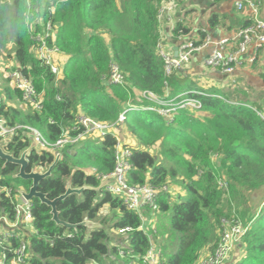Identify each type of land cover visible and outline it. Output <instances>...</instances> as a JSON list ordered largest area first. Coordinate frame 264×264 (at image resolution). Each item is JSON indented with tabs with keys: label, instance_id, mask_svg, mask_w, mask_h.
I'll list each match as a JSON object with an SVG mask.
<instances>
[{
	"label": "trees",
	"instance_id": "1",
	"mask_svg": "<svg viewBox=\"0 0 264 264\" xmlns=\"http://www.w3.org/2000/svg\"><path fill=\"white\" fill-rule=\"evenodd\" d=\"M161 1L0 0V62L15 58L44 97L43 109L36 111L22 101L17 88L1 83L0 117L11 126L35 127L53 143L61 137L62 127L74 123L79 114L115 123L129 101L138 103L137 93L149 90L165 95L166 81L172 96L203 92L192 94L202 102L200 115L180 110L169 124L154 111L130 110L122 124V133L129 132L136 141L135 145L125 142L133 150L128 181L159 189V212L172 216L179 250L165 256L162 249L165 264H199L204 253L214 250L219 241L223 219L233 214L240 216L248 230L235 249L239 259L227 264H264V118L258 114L263 108L256 101L233 98L223 89L193 87L179 71L166 76L157 51ZM39 17L53 22L55 39L49 42L68 57L58 76L36 57L37 44L31 39V31L41 30ZM218 22L214 15L210 25ZM188 32L181 21L173 29L174 35ZM112 63L120 67L125 84L109 83ZM150 104L141 102L143 106ZM31 142L21 131L3 146L20 156ZM116 143V136L108 133L102 139L80 141L73 152L74 145L66 146L53 175L40 183L39 190L54 199L66 192L68 183L98 187V175L115 168ZM152 149H157L158 157ZM214 153L220 154L215 163L211 160ZM55 158L51 150L34 148L28 155L29 169L46 170ZM93 168L96 173L90 174L88 170ZM18 170L17 165L5 164L0 158V188L16 190L17 182L28 190L31 181L13 177ZM219 177L227 181V190L219 187ZM176 186L181 190L178 195L174 194ZM14 208L11 199L0 191V218L13 220ZM104 208L107 213H102ZM32 209L35 232L25 236L29 241L28 264L141 262L156 242L152 229L145 232L141 228L142 216L105 189H86L58 202L61 219L72 224L85 219L100 221L101 229L79 226L69 230L57 225L51 207L38 199L32 201ZM127 227L132 230L123 234L121 243L111 240V230L119 232ZM16 232L24 233L21 229ZM12 242L18 244V239L13 237ZM119 248L127 255L120 257Z\"/></svg>",
	"mask_w": 264,
	"mask_h": 264
},
{
	"label": "built area",
	"instance_id": "2",
	"mask_svg": "<svg viewBox=\"0 0 264 264\" xmlns=\"http://www.w3.org/2000/svg\"><path fill=\"white\" fill-rule=\"evenodd\" d=\"M178 0H162L158 9V19L160 21V40L157 45L158 54L164 62V70L166 76H171L176 71L187 65L192 56L196 53L210 49V54L205 58L204 63L209 68L219 69L222 73L233 75L236 70L242 67L248 59L245 54L251 46L256 50L264 49V19L260 17V0H237L235 5L237 9H244L246 6L250 8L252 17L248 25L240 28L230 37L215 39L209 33H206L201 40L184 39L181 40L179 46L175 48L168 47L165 42L163 31L164 27L169 26L170 34L173 37L182 39L183 33L174 35L173 29L179 22L175 14V8ZM37 23L42 26L41 30H32L31 39L37 44L35 48L36 57L46 64L50 70L57 76L62 69V63L55 58L56 54H60V48L50 43L51 39H55V25L51 21L45 22L39 17ZM177 51V55H176ZM17 62V61H16ZM0 69L4 71L9 79L10 85L17 88L22 95V101L31 106L36 111H41L44 107L43 93L39 92L32 79L25 76L22 67L11 60L0 62ZM110 84H125L124 75L120 67L116 63L110 66ZM166 93L159 96L153 91H142L137 93L136 102H128V108L120 113L115 123L96 120L86 114H79L76 121L68 126L62 127L61 137L56 142L48 141L42 132L32 126L8 124L7 120L0 117V141L2 144L11 141L15 135L24 131L32 142L36 143V148L40 150H51L55 154L61 153V150L68 145H76L80 141L92 138H104L108 133H113L117 138L115 146L116 165L112 172L105 175H98L101 182L108 180L109 183L104 189L124 200L128 208L138 212L143 218L145 209L150 211H159V189L150 184L134 185L128 181V176L133 168L130 161L132 156V148L122 140L120 132L122 124L126 119V115L131 109H142L154 111L165 118L166 122L173 123L180 110L200 111L202 110V102L192 94L202 95L200 91H188L177 96L170 93L169 83L165 82ZM2 99L0 95V100ZM143 100L150 101L149 106L141 105ZM258 114L264 118V112L258 111ZM5 140V141H4ZM220 158L219 153L211 156L213 163ZM39 170V169H37ZM42 171V170H40ZM202 172V170H200ZM92 173H96L93 168ZM218 185L220 188L227 190L228 184L223 177H219ZM6 195L11 199L15 208V218L10 220L7 216L0 218V264H28L29 241L25 238L32 235L33 228V209L32 202L27 201L21 194L17 193L12 187H2ZM164 190H168L164 186ZM14 193V194H13ZM222 230L220 239L214 250L204 253L199 264H227L230 262L235 249L241 243L243 236L248 230V226L244 224L239 215L233 214L231 218H225L222 221ZM145 232L148 231L146 221L143 219L141 226ZM153 228V229H152ZM153 233L156 234L154 226ZM23 230L24 233L16 232ZM34 229V228H33ZM130 227L119 230V233L131 231ZM18 233V234H17ZM18 239V244H13L12 238ZM11 254V257H9ZM127 252L123 248H119V256L124 257ZM140 264H165L163 261V252L152 242V246L147 253L141 258Z\"/></svg>",
	"mask_w": 264,
	"mask_h": 264
},
{
	"label": "crops",
	"instance_id": "3",
	"mask_svg": "<svg viewBox=\"0 0 264 264\" xmlns=\"http://www.w3.org/2000/svg\"><path fill=\"white\" fill-rule=\"evenodd\" d=\"M237 0H178L175 8V14L179 21L186 25L189 29L188 33H183L182 39L173 37L170 34L169 26L164 27L163 35L168 47L175 51L184 39L201 40L206 33H209L215 39H222L232 36L240 28L244 27L250 22L252 13L249 7L244 9H237ZM260 17L264 19V0H260ZM216 15L219 22L215 26L210 25V21L213 16ZM161 35V33H160ZM10 49L11 46L9 47ZM210 49L203 52L196 53L192 56L190 62L182 69L178 70L184 73V77L188 79L193 87L198 85V88L209 89L216 87L223 89L231 95L233 98H239L242 101L258 102L264 111V49L256 50L254 46H251L248 52L245 54V58L248 59L246 63L238 68L233 75L222 73L219 69L209 68L204 63L205 58L210 54ZM17 63L16 59L11 60ZM4 71L0 69V75L4 74ZM6 77V74H5ZM8 84L10 82L8 81ZM122 140L124 142L136 144L132 135L129 132H120ZM133 141V142H132ZM92 174V169L88 170ZM175 195L181 193L180 186H176ZM184 194V193H183ZM108 210L104 208L102 213H107ZM159 211H150L145 209L143 212V219L146 221V227L154 229L157 233L158 222L161 221V216L165 213ZM104 227V226H103ZM153 229V228H152ZM33 231V232H32ZM34 234V229H31ZM112 241H121L125 235L118 231H112ZM114 234V235H113ZM159 235V233H157ZM156 238L155 245L161 249ZM121 243V242H120ZM110 242V245H113ZM236 251L230 261L235 263L239 258H236ZM91 264H96L92 262ZM129 264H140L137 261H131Z\"/></svg>",
	"mask_w": 264,
	"mask_h": 264
},
{
	"label": "water",
	"instance_id": "4",
	"mask_svg": "<svg viewBox=\"0 0 264 264\" xmlns=\"http://www.w3.org/2000/svg\"><path fill=\"white\" fill-rule=\"evenodd\" d=\"M177 55V51H176ZM36 148V143L31 142L30 146L26 148L20 156H16L14 153H9L4 149L3 144L0 142V158L5 161V164L13 163L19 167L17 173L13 175L14 178H20L23 180L31 181V186L28 190L25 189H17V193L21 194L27 201L32 202L34 199H38L42 204H46L51 207V215L52 220L57 225H62L67 229L77 228L79 226H84L88 229H101L103 225L100 221H95L91 219H85L80 223L72 224L60 218V211L58 209V202L61 200L66 199L68 196L72 194L81 195L84 190L92 189L96 191H101L104 187L109 183L108 180H105L100 183L98 187H90V186H83V187H74L71 183L67 184L66 192L54 199L50 198L47 193L42 192L39 190L40 183L53 175V170L56 167L57 163L61 159V153H56L55 161L46 169V170H37L35 168L30 167V162L28 159V155Z\"/></svg>",
	"mask_w": 264,
	"mask_h": 264
},
{
	"label": "rangeland",
	"instance_id": "5",
	"mask_svg": "<svg viewBox=\"0 0 264 264\" xmlns=\"http://www.w3.org/2000/svg\"><path fill=\"white\" fill-rule=\"evenodd\" d=\"M11 46L12 49H14L13 43H10L8 48ZM10 49V48H9ZM12 49H10V52H12ZM55 58L57 61L60 63H65L68 59L67 55L63 54H56ZM4 73V72H3ZM8 82L7 78H5V73L0 75V87H2L1 83H4L5 85ZM200 111H194L197 115H200L202 112ZM5 141V140H4ZM9 142V141H8ZM5 144V143H4ZM77 146H73L71 151H75ZM153 153L155 154L156 157H158L157 149H152ZM15 187L17 189H24L22 188L21 184H18L15 182ZM1 192H4L3 189H0ZM163 214V213H162ZM161 221L158 222V228H157V235L156 233V238H158V243L160 244V247L164 249L165 256H169L174 252H177L179 250V240H178V234L176 231L173 229L172 226V216L169 212L163 214L161 216ZM33 232V231H32ZM112 232V230L110 231ZM126 264H128V261H126Z\"/></svg>",
	"mask_w": 264,
	"mask_h": 264
},
{
	"label": "clouds",
	"instance_id": "6",
	"mask_svg": "<svg viewBox=\"0 0 264 264\" xmlns=\"http://www.w3.org/2000/svg\"><path fill=\"white\" fill-rule=\"evenodd\" d=\"M130 112V111H129ZM162 250V249H161Z\"/></svg>",
	"mask_w": 264,
	"mask_h": 264
},
{
	"label": "flooded vegetation",
	"instance_id": "7",
	"mask_svg": "<svg viewBox=\"0 0 264 264\" xmlns=\"http://www.w3.org/2000/svg\"><path fill=\"white\" fill-rule=\"evenodd\" d=\"M26 190V189H25Z\"/></svg>",
	"mask_w": 264,
	"mask_h": 264
}]
</instances>
